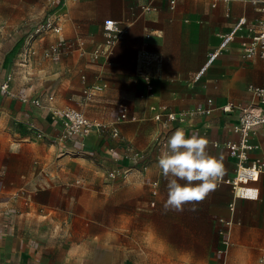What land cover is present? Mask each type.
Masks as SVG:
<instances>
[{"label":"crops","instance_id":"obj_1","mask_svg":"<svg viewBox=\"0 0 264 264\" xmlns=\"http://www.w3.org/2000/svg\"><path fill=\"white\" fill-rule=\"evenodd\" d=\"M143 2L37 0L25 8L21 0H0V23L23 34L10 52L0 49V264H57L58 259L46 257V233L37 226L61 223L65 208L73 205L80 226L91 221L89 229L77 230L79 239L97 247L105 238L112 245L121 237L151 235L193 249L212 237L213 250L223 254L218 219L233 216L241 222L230 228L232 239L247 209L264 200L263 174L258 200L236 197L228 184L219 182L202 202L185 204L182 212L165 210L167 181L158 167L165 150L161 141L183 128L188 136L208 139L209 154L222 157L224 178L235 175L238 156L227 142L240 139L233 126L252 99L248 86L264 84V59L246 57L238 34L207 62L240 17L246 16L247 31L263 14L251 0H176L174 8L169 0H155L149 12L141 10ZM49 11L63 15L66 27L35 39V52L28 56V34ZM107 18L128 21L122 24L125 36L109 56L93 58L92 51L106 42ZM1 31L4 39L7 32ZM57 41L63 51L53 60L45 52ZM144 72L152 76L150 91ZM94 84L106 86L87 98L84 89ZM209 100L215 107L210 113L188 115L183 122H166L165 114L155 118L158 112L208 107ZM122 103L129 118L116 123L118 135L112 133L114 125L85 137L62 134V109L77 108L88 118L112 124ZM228 103L235 107L224 111ZM259 143L248 152L249 161L264 151V133ZM134 151L141 157L133 159ZM113 170L119 172L115 177L109 175ZM76 176H84L81 183L73 182ZM149 210L155 212L152 217ZM89 211L95 214L91 219ZM68 260L66 255L59 264Z\"/></svg>","mask_w":264,"mask_h":264},{"label":"built area","instance_id":"obj_2","mask_svg":"<svg viewBox=\"0 0 264 264\" xmlns=\"http://www.w3.org/2000/svg\"><path fill=\"white\" fill-rule=\"evenodd\" d=\"M55 3L58 0H50ZM258 6L259 11L263 14L256 22L254 26L248 28L245 31V26L248 24L246 16L240 17L233 29L222 36V41L219 47L211 53L208 62L214 60L220 51L228 44L229 41L233 40L238 34L241 37V46L243 53L246 57L260 56L264 59V0H251ZM155 0H144L141 4V10L151 11L155 8ZM171 8L176 5V0H169ZM65 17L60 13L49 11L45 14L41 22L28 34L27 44H29L28 56L33 54L35 50L32 49L31 45L37 38H46L48 34H60L66 27ZM128 21H119L113 18H107L103 22L104 34L106 42L103 46L97 47L92 51V57L98 58L100 55L109 56L113 53L116 44L123 39L126 33V27L122 24H126ZM111 25V27H109ZM62 44L58 41L51 43L47 48L45 54L53 60L60 59L62 55ZM27 56V57H28ZM158 59V57H157ZM152 76L148 72L143 73V78L146 83L148 91L152 90L153 82ZM106 84H94L84 89V93L87 98H91L97 91L103 89ZM2 89L8 90V83L2 84ZM248 90L252 94V99L244 107H241V112L238 118V122L234 124L233 129L239 133L240 139L237 142L229 141L227 146L231 149L233 154L238 156V162L236 167V173L232 178H220L219 182L228 184L236 197L258 200L261 194L260 180L264 174V151L261 152L260 156L255 160L249 161L248 152L253 149L260 147L259 137L264 133V84L255 85L250 84ZM52 99V96L49 97ZM35 103L40 104L39 99L34 100ZM210 106H197L191 110H184L180 112L166 111L165 113L158 112L155 115L156 119H160L163 114L166 115V122L179 120L180 122L185 121L188 115L210 113L215 107L212 105V100L208 101ZM235 107V104L228 103L222 106L224 111H230ZM121 113L117 116L116 120L111 124L107 122H101L96 119L88 118L82 111L77 108L67 107L60 111L62 119V134L72 133L80 137H85L90 134L93 130H104L112 125L113 135H118V129L115 126L116 123L129 118L128 107L126 104H121ZM167 138H164L161 142L166 148ZM218 144V143H215ZM141 157L140 151H134L132 158L138 159ZM119 172L113 170L109 172V175L115 177ZM231 210H234L235 206L231 204ZM222 225L218 232L221 236V244L223 247L220 248V252L224 253L228 250L231 245L230 228L233 224L241 223L236 220L235 217L230 216L228 218L220 217L218 219Z\"/></svg>","mask_w":264,"mask_h":264},{"label":"rangeland","instance_id":"obj_3","mask_svg":"<svg viewBox=\"0 0 264 264\" xmlns=\"http://www.w3.org/2000/svg\"><path fill=\"white\" fill-rule=\"evenodd\" d=\"M36 1L21 0L25 8L35 5ZM9 11L11 10H6L4 13H10ZM6 23H0V49L4 48L5 53H8L13 46L14 39L23 34L19 31H11ZM1 28L7 32L4 39ZM83 177L76 176L73 182L79 184ZM78 179L79 183L76 181ZM65 209L67 212L61 216V223L48 222L37 226L43 233H46L44 240L49 246L45 247L49 248L45 252L46 257L50 260L58 259L57 264L61 260L63 263L66 255L70 259L68 264H264V200L255 202L247 209V214L242 224L239 225L240 231L234 237L232 236L229 250L223 254H220L217 249L213 250L212 246L214 247L216 238L212 237L206 238V245L196 242L193 249L184 244L172 245L166 239L162 241L151 235L121 237L112 245L109 244L111 240L105 238L106 243L97 247L89 241L84 242L85 240L79 239L76 233L82 227L84 230L89 229L91 221L85 219L83 226H80V222L74 220L73 213H75L76 205L67 206ZM148 214L152 217L155 212L149 210ZM65 215L68 216L66 223L63 221ZM92 215L95 216L90 211L86 213L88 219H91ZM103 223L106 224V222ZM184 223L186 224L187 221ZM36 260H40L39 253H37ZM7 264L24 263L16 260L14 263ZM26 264H38V262L30 261Z\"/></svg>","mask_w":264,"mask_h":264},{"label":"clouds","instance_id":"obj_4","mask_svg":"<svg viewBox=\"0 0 264 264\" xmlns=\"http://www.w3.org/2000/svg\"><path fill=\"white\" fill-rule=\"evenodd\" d=\"M208 145L207 138L188 136L183 128L167 139L158 157V167L167 181L165 210L182 212L185 204L202 202L217 187L224 171L222 157L210 155Z\"/></svg>","mask_w":264,"mask_h":264},{"label":"snow or ice","instance_id":"obj_5","mask_svg":"<svg viewBox=\"0 0 264 264\" xmlns=\"http://www.w3.org/2000/svg\"><path fill=\"white\" fill-rule=\"evenodd\" d=\"M109 27H111V25H109Z\"/></svg>","mask_w":264,"mask_h":264}]
</instances>
